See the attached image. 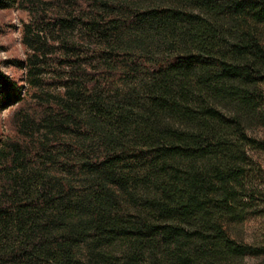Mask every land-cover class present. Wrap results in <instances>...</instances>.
<instances>
[{
	"label": "trees",
	"instance_id": "obj_1",
	"mask_svg": "<svg viewBox=\"0 0 264 264\" xmlns=\"http://www.w3.org/2000/svg\"><path fill=\"white\" fill-rule=\"evenodd\" d=\"M0 264H246L264 203V0H0Z\"/></svg>",
	"mask_w": 264,
	"mask_h": 264
},
{
	"label": "rangeland",
	"instance_id": "obj_2",
	"mask_svg": "<svg viewBox=\"0 0 264 264\" xmlns=\"http://www.w3.org/2000/svg\"><path fill=\"white\" fill-rule=\"evenodd\" d=\"M22 20H28V14L20 9L0 10V66L8 74L20 79L22 71L8 66L5 61L13 58H24L25 49L21 42ZM17 106L0 110V133L9 134L13 131L14 113ZM264 136V130H261ZM264 167V154L261 157ZM232 234L238 240L264 246V203L259 212L248 214L245 219L234 223ZM246 264H264V255L247 257Z\"/></svg>",
	"mask_w": 264,
	"mask_h": 264
}]
</instances>
